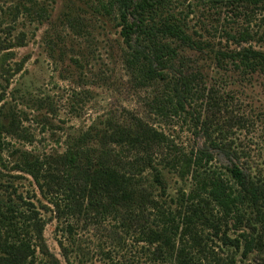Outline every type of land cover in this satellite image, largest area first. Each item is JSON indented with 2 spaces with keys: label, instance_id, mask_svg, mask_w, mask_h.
Wrapping results in <instances>:
<instances>
[{
  "label": "rangeland",
  "instance_id": "1",
  "mask_svg": "<svg viewBox=\"0 0 264 264\" xmlns=\"http://www.w3.org/2000/svg\"><path fill=\"white\" fill-rule=\"evenodd\" d=\"M101 1L109 0H0V118L5 128L10 118L17 125L15 133L0 127V194L32 200L44 220L34 264H175L174 254L141 233L160 223L153 205L174 208L190 186L170 167L173 154L214 141L221 148L212 152L214 168L239 165L264 186V67L238 69L227 57L241 48L264 52V0H172L199 43L198 50H180L199 92L178 113L156 102L167 98L168 81L144 84L132 73L117 13ZM194 116L206 121V135ZM113 126L154 140L145 152L112 146L124 170L153 185L154 203L132 221L71 213L64 195L43 194L31 176L13 171L19 151L62 154L88 130ZM158 172L165 192L154 181ZM204 244L205 251L193 250L196 264H264V251L245 258L211 234Z\"/></svg>",
  "mask_w": 264,
  "mask_h": 264
},
{
  "label": "trees",
  "instance_id": "2",
  "mask_svg": "<svg viewBox=\"0 0 264 264\" xmlns=\"http://www.w3.org/2000/svg\"><path fill=\"white\" fill-rule=\"evenodd\" d=\"M172 4V0L101 1L103 8H114L117 13L121 36L130 50L127 61L132 73L144 84L168 81L167 98H156V102L159 109L170 105L178 113L186 111L199 92L180 50H198L199 43L188 34ZM227 57L238 69L256 71L264 67V52L253 48H241ZM194 120L206 135V121L198 116ZM9 121L5 128L0 118V127L15 133V119ZM91 139L97 140L95 148L87 146ZM153 141L145 132L119 126L104 132L91 129L62 154L40 157L19 151L13 171L31 176L43 194L64 195L71 213L85 217L93 213L113 215L128 220L126 216L131 219L137 210L143 212L149 203H154L153 185H145L141 178L124 170L112 146L132 147L138 153L151 149ZM209 145L194 152L173 154L170 167L181 179H188L190 186L176 196L174 208L153 205L160 222L157 226H142L141 233L150 242L174 254L175 264H196L193 250L205 251L204 239L210 234L245 258L264 251V186L239 165L232 164L226 172L214 168L212 152L221 148L214 141ZM167 155L172 154L167 151ZM135 160H140L139 156ZM3 176L0 169V183ZM162 176L158 172L154 181L165 192ZM11 188L8 184L4 191L10 192ZM52 203L60 209L58 202ZM142 212L139 216L144 215ZM44 225L32 200L1 193L0 264H34ZM228 229L237 233L236 238L228 236Z\"/></svg>",
  "mask_w": 264,
  "mask_h": 264
}]
</instances>
